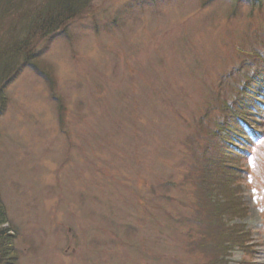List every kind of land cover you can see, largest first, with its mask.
I'll return each instance as SVG.
<instances>
[{
	"label": "rangeland",
	"instance_id": "1",
	"mask_svg": "<svg viewBox=\"0 0 264 264\" xmlns=\"http://www.w3.org/2000/svg\"><path fill=\"white\" fill-rule=\"evenodd\" d=\"M69 28L2 83L1 263L205 264L174 219L219 150L222 219L250 232L220 264H264V0H92Z\"/></svg>",
	"mask_w": 264,
	"mask_h": 264
},
{
	"label": "trees",
	"instance_id": "2",
	"mask_svg": "<svg viewBox=\"0 0 264 264\" xmlns=\"http://www.w3.org/2000/svg\"><path fill=\"white\" fill-rule=\"evenodd\" d=\"M91 1L0 0V27L5 32V36L8 38L12 36L17 41L6 50L0 49V58H2L0 61V98H5L2 92V83L8 80L6 79L7 77L9 79L16 78L24 68V65L37 67L39 53L31 52L32 43L39 41L42 36L50 38L54 34L62 35L63 33L68 35L70 31L69 25L80 17ZM27 2H30L29 9H25L26 6L23 7ZM33 8L35 9L33 10ZM17 16H21V18L16 19V22L11 24L10 30L6 32L5 25L8 19ZM260 67L264 68L262 65ZM9 71L10 73H8ZM255 77L250 74L248 76L250 83L242 81L244 84H241L244 87L240 85L236 97L234 95L227 101L226 110L232 111L237 117L242 116L243 112L248 108L246 106L247 102L244 100L255 98L251 89L256 86V83H260ZM262 96H264V92L259 98ZM239 121L242 125L245 122L242 118H239ZM243 127L250 129L248 125ZM208 148L206 147L202 152H205ZM247 152V150H244L242 155L248 157ZM220 157L218 150L214 153L210 162L208 160L203 162L202 171L200 172L199 170L198 172V176L195 179L197 188L194 192V202L191 204V208L193 207L194 210L181 213V215L186 214V216H178L174 219L176 223L181 224L182 229L187 228L188 238L191 239L193 247L200 249L205 255V264H220L224 262L227 258L226 252L233 246L241 247V250L244 249L245 243L248 241V234H250L242 224L235 225L226 219H222L225 216L223 213L226 211H222V208L228 209V205L225 204L226 197L231 195L234 197V192L231 189L228 174L221 166ZM183 182L186 184L185 181ZM214 185L216 188L211 191ZM173 186H176V183L171 181L166 187L172 189ZM218 191L219 198L215 196L216 192L218 195ZM166 196L168 197V195ZM213 201H217V203ZM234 202L236 203L237 201L233 200L232 203L234 204ZM187 206L189 207L190 204ZM180 207L183 208L182 205ZM227 213H233V209L227 211ZM0 223L4 224L3 218L0 219ZM176 229L178 228L176 227ZM2 239L8 240L7 234L0 231V240ZM9 251L10 249L7 248L2 251V254ZM1 262L0 257V264H2Z\"/></svg>",
	"mask_w": 264,
	"mask_h": 264
}]
</instances>
